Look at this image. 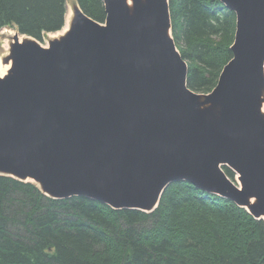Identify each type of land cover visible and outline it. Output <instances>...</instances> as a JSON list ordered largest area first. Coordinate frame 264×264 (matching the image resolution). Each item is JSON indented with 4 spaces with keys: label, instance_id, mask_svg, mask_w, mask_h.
<instances>
[{
    "label": "water",
    "instance_id": "obj_1",
    "mask_svg": "<svg viewBox=\"0 0 264 264\" xmlns=\"http://www.w3.org/2000/svg\"><path fill=\"white\" fill-rule=\"evenodd\" d=\"M219 1L235 14L232 57L206 94L187 87L168 0H102V24L76 4L47 46L14 37L0 176L143 213L184 181L264 221V0Z\"/></svg>",
    "mask_w": 264,
    "mask_h": 264
},
{
    "label": "trees",
    "instance_id": "obj_2",
    "mask_svg": "<svg viewBox=\"0 0 264 264\" xmlns=\"http://www.w3.org/2000/svg\"><path fill=\"white\" fill-rule=\"evenodd\" d=\"M75 1L104 23L102 0ZM168 1L187 87L209 93L232 57L235 14L219 0ZM64 13V0H0V30L42 41L62 29ZM0 264H264V221L184 181L143 213L84 197L54 200L34 183L0 176Z\"/></svg>",
    "mask_w": 264,
    "mask_h": 264
},
{
    "label": "rangeland",
    "instance_id": "obj_3",
    "mask_svg": "<svg viewBox=\"0 0 264 264\" xmlns=\"http://www.w3.org/2000/svg\"><path fill=\"white\" fill-rule=\"evenodd\" d=\"M75 5H76L75 0H64V12H65L64 17H65L66 12L70 9H73V6ZM14 34H18L22 38H24L20 33H18V31L15 28H3L0 30V66L9 65V64L3 63V59L9 54V45L10 43H12V40H13L12 37ZM56 34L57 32L45 34L43 35L42 41H37V42L41 46L45 47L47 46L48 40L53 39ZM0 72H1V69H0ZM235 181H236V175H235Z\"/></svg>",
    "mask_w": 264,
    "mask_h": 264
},
{
    "label": "bare ground",
    "instance_id": "obj_4",
    "mask_svg": "<svg viewBox=\"0 0 264 264\" xmlns=\"http://www.w3.org/2000/svg\"><path fill=\"white\" fill-rule=\"evenodd\" d=\"M72 14H73V11H72V9H70V10H68L67 12H66V14H65V17H64V26L62 27V29H61V31L59 32H57V34L54 36V38L56 37V36H59V35H61V34H63L68 28H69V26H70V20H71V17H72ZM14 37H17L18 38V41H21L22 40V37L20 36V35H18V34H14L13 35V37L12 38H14ZM13 41V40H12ZM4 44V43H3ZM8 68H9V65H1L0 66V69H1V72H0V77H2V76H4L5 74H6V71L8 70ZM263 112H264V106H263Z\"/></svg>",
    "mask_w": 264,
    "mask_h": 264
}]
</instances>
